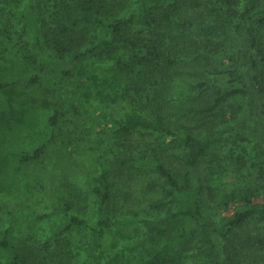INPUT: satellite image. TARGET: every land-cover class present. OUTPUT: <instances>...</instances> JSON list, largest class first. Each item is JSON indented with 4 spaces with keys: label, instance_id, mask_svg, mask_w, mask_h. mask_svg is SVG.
<instances>
[{
    "label": "trees",
    "instance_id": "1",
    "mask_svg": "<svg viewBox=\"0 0 264 264\" xmlns=\"http://www.w3.org/2000/svg\"><path fill=\"white\" fill-rule=\"evenodd\" d=\"M243 1L53 0L52 21L43 19L34 0L23 5L20 33L30 31L37 42L41 38L60 60L68 56L72 69L98 53L126 52L120 53L124 59L116 54V70L109 77L124 82L123 96L129 108L125 107L122 117L111 119L108 132L102 131L112 157L108 163L134 179L148 173L146 186L158 195L142 199L147 213H155L149 220L135 210L114 213L110 209L114 200L111 173L100 161L97 182L90 187V216L74 213L69 200H56L51 211L34 215L36 221L63 219L44 239H21L10 227L3 228L0 264H73V245L66 234L83 229L90 239L96 233L102 238L108 231L124 234L123 229L143 223L145 235L133 234L119 246L112 244L97 264H264L252 256L244 263L239 251L246 246L248 256L253 250L256 254L264 251V236L242 239L241 235L249 224L264 223V3L238 8ZM199 17L204 22L197 24ZM231 37L241 40L229 56L235 64L210 71L207 65L214 58L236 48L230 45ZM8 62L12 61L0 53V190L4 187L11 193L21 171L11 165L13 157L3 153L9 150L6 143L23 131H34L33 109L41 114L54 106L46 118L49 136L28 153L21 152L19 162L45 153L55 139L60 115L56 84L70 68L51 69L45 76H18ZM205 74L221 76L225 87L206 94L212 82L198 79L206 78ZM183 77H187L189 92L176 100L188 103L177 105L166 95ZM21 84L44 88L53 101L28 96ZM143 93L151 114L135 106ZM144 133L150 140L143 139ZM226 136L231 145L221 153ZM169 149L178 151L172 154L179 162L177 168L166 160ZM231 165L240 171L243 186L228 192L224 178L237 176L231 173ZM244 189L245 207L219 217L218 211L234 200L236 191ZM258 194L263 197L254 203L252 197ZM148 239L155 246L144 247ZM135 254L144 258L131 261Z\"/></svg>",
    "mask_w": 264,
    "mask_h": 264
},
{
    "label": "rangeland",
    "instance_id": "2",
    "mask_svg": "<svg viewBox=\"0 0 264 264\" xmlns=\"http://www.w3.org/2000/svg\"><path fill=\"white\" fill-rule=\"evenodd\" d=\"M27 1L6 0V2L0 4V49L3 51L0 53L6 55L12 61L6 65L14 69L18 76L21 73L27 76H45L51 69L70 68L68 56H64L60 60V56L51 53L44 42L41 41V38H38L37 42L30 31L20 33L19 11ZM34 3L38 10L41 9L39 14L43 19L52 21L53 0H34ZM262 3H264V0H244L241 5H238V8L243 6L244 9L247 4H249L248 6L259 7ZM194 12L197 11L194 10ZM124 14L121 13V15ZM203 22L204 19L199 17L196 23ZM230 34L235 37L233 33L230 32ZM227 39L229 41V37ZM240 42L241 40L238 41V39L231 37L230 45L236 48L234 50L230 49L229 54L224 53L219 55L218 58H214L213 63L207 65L208 69L217 71L218 69L230 68V65L235 64V59L231 61L229 56L234 55L236 49L240 46ZM118 52L121 59H124L125 56L120 54L122 51L118 50ZM118 52L113 55L98 53L94 57H87L84 61L78 63L77 67L70 68L62 80L56 84L57 92L55 96L59 101L60 115L56 127H54L55 139L40 158L19 162L21 152L28 153L49 136L50 128L47 125L46 118L53 113L54 106L41 114H38L37 108L33 109L30 116L34 123V131H23L18 135H14L10 143H6L9 150L4 149L3 153L13 157L11 165L13 167L18 166L16 171L21 172L17 175L16 186H11V193L4 187V190H0V230L10 227L14 235L21 239L30 241L44 239L51 233L53 228L60 225L61 222L63 223V219L61 216H55L36 221L34 215L51 211L56 200H69L72 203L74 213L83 218H88L92 212L90 187L97 182V175L101 169L100 161L111 173L110 181L113 183L114 200H112L113 205L110 206V209L117 214L131 213L135 210L139 213L138 216L144 220L154 217L155 213H147L146 208L141 206L142 199L153 198L158 195L157 192L150 191L146 186L150 181L148 173L134 179L127 176L119 168L117 171L115 169L117 166L114 164L108 163L109 160H112V157L111 153L107 151L109 143L105 141L106 138L102 131L108 132L107 130L112 126L111 119L122 117L125 107L129 108V101H126L123 96L124 82L109 79L116 70L114 66H116L119 58L116 55ZM122 53L126 54V52ZM205 77H199L198 79L212 82L206 94L226 85L224 83L225 79L221 76L211 77L205 74ZM186 78L183 77L176 81L177 85H173L174 89L168 92L166 99L177 105L188 103V101L180 102L176 100L178 95L189 92L185 83ZM48 85L47 83L43 86ZM21 86L28 96L53 101L43 87V89H32L25 88L23 84ZM145 93H143V99L135 101V106L141 109L143 113L151 114ZM128 100L130 99L128 98ZM170 110L173 111L174 107H171ZM227 136L223 140L221 153L225 152V149L228 151L231 145ZM150 138L148 133H144L143 139L150 140ZM174 153L178 154V151L169 149L166 151L165 157L171 167L177 168L179 162L173 158L172 154ZM12 169L10 171H13ZM231 171L237 176L227 174L224 178L226 183L224 187L228 192L239 187V185L243 186L241 173L237 170V167L231 165ZM245 194H247V189H244L243 192L236 191L234 200L227 207L218 211L219 217L228 216L236 209H243L245 206L241 197ZM258 195L252 197L254 203H259L263 197V194ZM262 224L264 223L249 224L244 229L245 231L241 232L242 239H248L252 234L264 236V227H259ZM123 231L124 234L122 232L118 233V231L113 233L108 231V233L101 236L102 238H99L100 234L96 233L92 239L83 229H75L70 234H66L73 245L74 255L71 262L73 264H97L100 254L107 251L106 249L112 244L119 246L127 236L133 234L143 236L146 234L147 228L146 224L143 223L142 225L125 228ZM125 233H127L126 236ZM153 246H155V242L152 239L151 241L148 239L144 243L146 248H152ZM246 249L247 246L244 249L240 247L239 250L244 263L251 256L255 261L260 259L264 261L263 249L258 254H256L257 250H253L250 256L246 253ZM134 256L131 261L136 262L137 259L141 261L144 258L139 254Z\"/></svg>",
    "mask_w": 264,
    "mask_h": 264
}]
</instances>
